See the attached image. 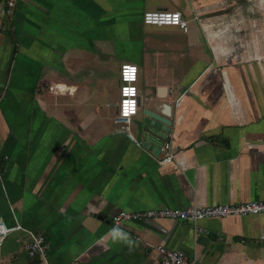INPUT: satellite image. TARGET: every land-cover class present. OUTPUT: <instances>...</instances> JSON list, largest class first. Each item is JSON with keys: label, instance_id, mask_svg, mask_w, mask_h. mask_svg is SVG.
Masks as SVG:
<instances>
[{"label": "crops", "instance_id": "obj_1", "mask_svg": "<svg viewBox=\"0 0 264 264\" xmlns=\"http://www.w3.org/2000/svg\"><path fill=\"white\" fill-rule=\"evenodd\" d=\"M155 11L179 12L188 32L144 25ZM127 64L140 90L131 137L116 123ZM149 111L171 121L157 142L143 132ZM167 142L174 161L161 165ZM254 200L264 0H0V220L22 227L0 264H42L31 234L46 237L51 264H162L158 246L264 264V214L112 224L121 211Z\"/></svg>", "mask_w": 264, "mask_h": 264}, {"label": "built area", "instance_id": "obj_2", "mask_svg": "<svg viewBox=\"0 0 264 264\" xmlns=\"http://www.w3.org/2000/svg\"><path fill=\"white\" fill-rule=\"evenodd\" d=\"M14 2L8 3L7 12L10 13ZM146 26H172L178 27L184 32H188V22L185 21L179 12L155 11L146 12L142 18ZM120 102L116 123L123 126L124 131L131 137L130 126L132 118L137 114L140 107V90L138 87L139 76L138 66L123 65L120 70ZM171 144L164 145L165 155L160 160L161 165L171 164L174 161L171 152ZM264 214V200H254L237 204H215L211 206H193L186 209L160 208L138 212L121 211L113 216L112 224L115 227H122L131 222H143L150 220H176L188 221L198 224L202 220L212 218L246 217ZM22 230L19 224L7 226L0 220V248L6 238ZM208 233V231H206ZM156 250L162 257V264H208L190 260L185 253L179 250L168 249L158 246ZM49 245L46 237L41 234H31V242L28 246V255L32 259H39L42 264H51L48 260Z\"/></svg>", "mask_w": 264, "mask_h": 264}, {"label": "water", "instance_id": "obj_3", "mask_svg": "<svg viewBox=\"0 0 264 264\" xmlns=\"http://www.w3.org/2000/svg\"><path fill=\"white\" fill-rule=\"evenodd\" d=\"M147 116L152 118L154 122L152 121L151 127H147L143 130L146 138L153 142L160 141L162 139V133L168 131L167 127L171 125V121L151 111L147 112ZM148 145L149 143L146 142L144 147H148ZM152 148L153 146H150V149Z\"/></svg>", "mask_w": 264, "mask_h": 264}, {"label": "trees", "instance_id": "obj_4", "mask_svg": "<svg viewBox=\"0 0 264 264\" xmlns=\"http://www.w3.org/2000/svg\"><path fill=\"white\" fill-rule=\"evenodd\" d=\"M9 2H7V5H8Z\"/></svg>", "mask_w": 264, "mask_h": 264}]
</instances>
